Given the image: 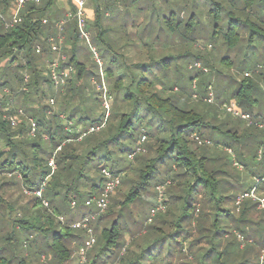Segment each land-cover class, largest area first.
<instances>
[{
  "label": "trees",
  "instance_id": "obj_1",
  "mask_svg": "<svg viewBox=\"0 0 264 264\" xmlns=\"http://www.w3.org/2000/svg\"><path fill=\"white\" fill-rule=\"evenodd\" d=\"M16 1L0 0V139L4 143L3 147L0 145V174L20 179L26 188L34 190L50 174L49 162L53 157L57 169L47 180L42 198L52 205L51 212L46 206L44 208L43 200L35 195L22 218L13 219L11 214L6 217L0 212V264H32L30 253L32 259L36 260L41 254L50 252L56 264L68 261L71 250L67 242L70 243V238L75 235L65 219L60 218H64L61 212L62 202L75 201L77 206L98 196L105 186L103 168L116 175L127 172L128 168L121 166L124 156L128 157L137 147L143 134L149 137L148 148L154 152V156L143 161L140 180L131 187L126 201L132 200L139 193L140 186L147 183L150 174L156 172L159 165L168 162L170 168L167 176L163 183L157 184V189L159 186L163 187L166 204L164 214L169 213L173 201L182 210V214L172 223L175 226H171L172 231L175 234L184 231L189 238L194 233L184 230L182 221L189 216L192 223L197 222L195 227L199 235L191 240L190 248L186 250L192 253L194 244L207 239L210 246L205 251L199 254L193 252L198 255L201 264H207L204 260L209 256L212 264H220V258L227 253L231 242L226 244L224 252L220 250V233H224L221 222L226 218L236 240H239L236 232L247 240L249 237L255 239L258 234L264 239V228L250 226L249 218L251 208L260 202L251 196H245L254 188L256 192L258 186L264 188L263 158L261 157L260 170L249 168L250 173L260 179L256 185L243 189L240 181L241 187L231 193L228 181L221 175L227 173L222 169L224 165L220 168L219 184L217 172L209 167L211 158L199 152V147L204 142L196 137L201 138L206 127L202 115L195 109L180 104L181 97L172 94L176 85L166 87L154 77L156 67H169L171 56L155 55L148 50L145 60L141 58L131 62L128 55L119 49L122 32H105L101 27V31L96 34V42L106 54L99 56L102 71L96 61V69L91 74L97 77L100 86L104 85L102 76L104 82L109 81L106 97L107 101H111V106L107 116V107L103 105L106 98L104 99L102 92L90 86L88 67L79 58L81 50L76 43L84 38L79 31L76 16L68 19L64 25L63 34L69 36L68 40L73 41V45L69 49L67 61L60 63L62 70L73 67L76 72L74 77L67 75L64 84H57L50 69H44L41 65V60L45 58L50 63L53 61L51 55L55 51L51 48L50 37L57 36L59 28L56 25L57 30L50 31L55 23L44 17L51 12L56 0L30 2L22 11V20L9 25L5 15L10 6L14 9ZM213 6L210 11L217 19L220 18L222 8H225L230 18L227 38L231 45L239 42L240 36L236 32H242L240 30L243 29L250 32L249 47H256V40L264 43V16H260L264 0H213ZM76 11L75 7L74 14ZM96 13L100 17L99 8ZM194 19L195 14H192L189 18L190 25L194 23ZM215 32H218V26ZM38 45L41 46L40 52H37ZM132 46L136 48L137 44L133 43ZM228 63L232 64L231 61ZM263 68L264 63H257L255 70L243 76L234 93L239 108L251 114L250 125L254 124L253 114L244 108L257 101L255 96L260 90L253 77L258 73L260 78H264ZM202 69L204 72L209 71L206 65ZM242 70L245 72V69ZM84 79L86 82L81 84ZM192 80L196 86L197 80L194 77ZM5 90L10 93L3 92ZM19 98L22 100L20 107ZM31 99L40 102L39 109L30 106ZM57 100L59 109L54 107ZM8 103L13 107L5 112L2 107H6ZM100 107L103 110L99 112ZM20 110L36 122L37 131L34 135L30 133V126L26 125L25 120L13 130L12 121L5 116L6 113L20 114ZM102 124L104 125L99 130L90 131L92 127ZM82 145L86 146L85 151L81 150ZM59 146L61 148L56 152ZM175 188L180 192H176ZM200 188L204 191L200 192ZM219 188L220 196L217 193ZM241 197L242 201L238 202ZM205 198L206 208L210 210L206 213L202 210V217H197L196 211H201L199 207L202 204L198 202L193 206L191 201ZM229 201L237 202V212L234 208L224 206ZM3 202L4 199L0 196V205ZM8 208L10 212L14 210L10 205ZM207 221H210L209 226H206ZM115 229L116 222L109 230H103L109 242L116 235ZM31 237L33 240H30ZM255 245L257 247L256 242L252 247L249 246L250 249H254ZM24 248L28 249L27 255ZM243 251L246 254V250ZM173 252L170 251V255ZM230 264H264V256L254 262L247 256L240 258L238 255L236 261Z\"/></svg>",
  "mask_w": 264,
  "mask_h": 264
},
{
  "label": "rangeland",
  "instance_id": "obj_2",
  "mask_svg": "<svg viewBox=\"0 0 264 264\" xmlns=\"http://www.w3.org/2000/svg\"><path fill=\"white\" fill-rule=\"evenodd\" d=\"M83 1L84 29L89 34V42L86 39H81L76 45L81 50L79 58L88 67L90 86L102 92L103 97L105 96L104 87L106 89L109 87V81L104 82V76H102L104 85L100 86L97 77L91 74L96 69L97 59L94 51L99 56L106 54L105 50L96 42V34L101 31V27L105 29V32H122L123 38L120 41L119 49L128 55V60L131 62L141 58L145 60L148 50L155 55L171 56L169 67H156L153 71L154 77L166 87L171 88L176 85L172 94L178 98L181 97L180 104L187 108H193L202 115L206 127L201 138L196 137L197 140L203 139L204 142V145L199 147V152L211 158L209 167L217 172L219 184L220 168L224 165L222 169L227 173L221 175L228 181L230 185L228 190L231 193L236 192L241 184L243 189L256 185L255 183L260 179L257 175L253 176L249 168L257 170L262 168L260 150L263 148L264 127L257 123L264 122V78H260L258 73H255L253 78L257 80L260 90L259 94L257 91L255 96L257 101L254 105L244 108V110L252 112L254 124L250 125L249 120L242 119L228 111L227 108L232 104L239 107L234 93L240 80L244 75L255 70L257 63H264L263 41L256 40L254 41L256 47H249L250 32L243 29L240 30L242 32H236L240 36L239 42L231 45L227 38V25L230 18L226 14L225 8L221 9L219 19L215 17L214 13H211L210 10L214 7L213 0ZM12 7L10 6L5 15L8 22L12 19ZM75 7L77 8V5L74 0H56L51 12L44 17L55 23L50 31L57 30V23L65 18L68 12L74 14ZM97 8L100 10V17L96 13ZM192 14H195V19L194 23L190 25L189 18ZM260 16H264V8ZM97 23L100 25L98 26ZM217 26L218 32H215ZM68 39L69 36L64 35L61 49L51 55L53 60L67 61L69 49L73 45V41ZM133 43L137 44L136 48H132ZM41 61L44 69L50 68V60L45 58ZM230 61L232 64L228 63ZM205 65L209 67V71H203L202 68ZM189 66L194 68L190 69ZM242 69H245V72ZM68 70L69 77L71 75L74 77L75 68L69 67ZM100 70L102 71V66H100ZM193 77L197 80L196 86H194ZM84 82L86 79L80 83ZM3 92L10 93L9 90ZM1 96L2 92H0ZM32 100L30 106L39 109L40 102L36 99ZM105 100L107 101V97ZM21 101L19 98V107L22 106ZM12 102L14 103V101ZM105 103L103 105H106ZM108 104L111 106L110 100H108ZM12 107L13 105L10 106L8 103L2 109L6 112ZM54 107L59 109L58 100ZM102 110L100 107L98 111ZM5 116L7 119H10L11 116L15 118V123H12L13 130H16L23 120L26 125L30 126L31 124V120L22 112L20 114L6 113ZM148 142L149 137L144 146L145 150L140 151L133 161H129L128 157L124 156L125 160L121 166L125 169L128 168V171L122 173L121 184L111 194L107 210L99 212L94 204H88L87 201L74 206L72 202L62 200L61 212L75 235L70 238V243L67 242L71 250V258L64 261L63 264H91L92 261H94L92 264H201L196 253L199 254L210 246L207 239H201L194 244L193 252L196 253L186 250L188 247L190 248L191 240L199 235V231L195 227L196 221L192 223L191 217L188 216L183 219L181 224L188 233L193 231V237L189 238L184 231L178 234L173 233L172 227L175 226L172 223L176 222L179 215L182 214V210L177 208L173 201L169 213L158 212L152 217V209L159 204L160 193L157 184L164 182L170 168L168 162L159 165L156 172L150 174L147 183L140 186L139 193L132 200L126 201L131 187L140 180V169L144 168L143 161L150 160L154 156V152L148 148ZM0 145L4 146L2 139H0ZM81 147V150L85 151L86 146L82 145ZM92 165H95V162H92ZM226 174L228 176H225ZM11 179L15 181L12 182ZM7 181L8 183H5ZM16 181L18 183H14ZM240 181L241 184H239ZM232 184L233 187H231ZM25 189L26 186L22 180L7 174H0V196L4 199L0 205L2 215L9 217L11 214L13 219L24 216L26 208L30 206V200L34 196L25 193ZM175 191L180 192L176 188ZM199 191H204V189L200 188ZM217 193L220 196V188ZM255 194L259 198H264V188L258 186ZM252 198L255 201L258 200L255 197ZM241 201L242 197L239 199V202ZM191 202L193 206L198 202L202 204L199 207L201 211H196L197 217H202L203 213L210 210L206 208V198ZM232 202L229 201L224 206L234 208L237 212L235 206L237 202ZM9 205L14 209L12 212L8 208ZM46 207L49 212L52 211L51 204ZM86 216H90L86 222L88 226H76V224L82 225ZM249 218L250 226L264 228V206L257 204L252 207ZM225 220L221 222L224 233H220V243L222 244L220 250L224 252L226 244L230 242L231 244L228 246L227 253H224L220 258V264L233 263L238 255L240 258L243 255L247 256L254 262L257 258L264 256V239L260 234L255 236V239L249 237L250 239L247 240L246 237L244 239L242 235H239V232H236L240 241L236 240L234 234L231 233L229 221ZM114 222H116V235L113 237V241L109 242L103 230H109ZM205 223L206 226L210 225V221ZM193 228L195 229L193 230ZM92 236L95 237V242H91ZM30 240L33 238L31 237ZM255 242L257 247L255 245L254 249H250ZM240 247L243 248L242 251ZM27 250L24 248L26 255ZM243 250H246V254ZM170 251H174L172 255H170ZM83 255H86L85 261H82ZM209 257L204 261L207 264H212L213 261ZM29 259L32 264H56L52 259L51 252L41 254L38 259L36 257V260L32 259L30 253Z\"/></svg>",
  "mask_w": 264,
  "mask_h": 264
},
{
  "label": "built area",
  "instance_id": "obj_3",
  "mask_svg": "<svg viewBox=\"0 0 264 264\" xmlns=\"http://www.w3.org/2000/svg\"><path fill=\"white\" fill-rule=\"evenodd\" d=\"M41 0H17L14 6V9L12 11V19L10 22H8L9 25H13L14 23H16L17 21H21L22 20V11L24 10V8L30 3V2H40ZM75 4L77 5L78 10L76 11L75 14H73L72 12H68L66 14V17L63 18L62 20H60L57 23V26L59 28V34L57 36H52L50 37V44H51V48L53 51L55 52H59V50L61 49V45L63 43L64 40V34H63V30H64V25L67 22V20L71 17V16H76L77 21H78V28L79 31L81 33V36L86 39L89 42V34L88 32L85 31L84 26H85V19L83 18V7H84V1L83 0H74ZM94 50V48H93ZM41 51V46H37V52ZM95 53V57L99 63L100 66H102V61L99 58V55L97 54L96 51H94ZM60 61L57 60H53L50 63V74L53 78V80L57 83V84H64L66 81V76L69 73V70H62L60 68ZM105 92V98H106V92L107 89L106 87H104ZM105 104L107 107V116L109 114V109L110 106L108 104V101L105 100ZM53 103V100H52ZM234 104L228 106V111L232 112L233 114L240 116L243 119L246 120H250L251 121V114L248 112H244L242 111L239 107H235ZM22 111L20 110L19 113H21ZM10 120L12 121V123H15V118H13L12 116L10 117ZM105 124V123H104ZM104 124H102L101 126H97V127H92L90 131H94V130H99ZM260 126L264 127V123H258ZM37 131V124L36 122L31 119V124H30V133L32 135H34ZM147 140V135L143 134L137 147L131 151L128 155V159L130 161H133L136 156L138 155V153L140 151H144L145 148V142ZM61 148V146H59L56 150V152ZM260 155L263 158L264 161V144H263V148L260 150ZM49 166L51 167V172L50 174L47 176V178L44 180V182L42 183V185L34 190H31L29 188L25 189V193L27 194H33L35 196H37L38 198H43V193L45 190V186H46V182L47 180L53 175V173L55 172V170L57 169V165H56V161L55 158L53 157L50 162H49ZM103 175L105 177V186L103 188V190L101 191V193L98 196H95L91 199H89L87 201L88 204H94L95 207L97 208V210L99 212L105 211L108 208L109 205V201H110V196L111 194L115 191V189L121 184V175H116L114 173H112L109 169L107 168H103ZM159 193H160V197H159V204L156 208L152 209V217L155 216L158 212H164L166 210V204L164 203V192H163V187L159 186ZM255 188L251 190L250 193H246L245 196H251V197H255L256 199L259 200L260 204H262L264 206V198H259L256 196L255 194ZM241 199V198H239ZM43 200V204L44 206H49V202L45 199ZM239 202V201H238ZM74 206H76V202L73 201L72 203ZM61 220H64L63 217H60ZM90 216H86L85 220L83 222V224H76V226H84L87 227L88 225L86 224V222L89 220ZM150 221H152V218H150ZM91 242H95V237L92 236L91 238ZM86 255H83L82 261L86 260Z\"/></svg>",
  "mask_w": 264,
  "mask_h": 264
}]
</instances>
